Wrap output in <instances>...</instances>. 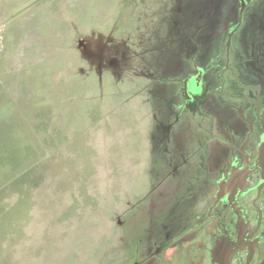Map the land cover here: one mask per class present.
<instances>
[{"label":"rangeland","instance_id":"rangeland-1","mask_svg":"<svg viewBox=\"0 0 264 264\" xmlns=\"http://www.w3.org/2000/svg\"><path fill=\"white\" fill-rule=\"evenodd\" d=\"M3 1L0 264H131L135 229L212 179L221 83L264 78V0Z\"/></svg>","mask_w":264,"mask_h":264},{"label":"flooded vegetation","instance_id":"flooded-vegetation-1","mask_svg":"<svg viewBox=\"0 0 264 264\" xmlns=\"http://www.w3.org/2000/svg\"><path fill=\"white\" fill-rule=\"evenodd\" d=\"M243 6L242 20L239 16L227 42L230 76V49L243 24ZM195 71L193 90L202 82L201 71ZM249 71L250 81L237 83L245 91L239 95L226 93L221 83L220 97L230 99L224 113L233 117L226 119L223 140L215 143L223 154L212 179L203 191L196 185L198 195L158 211L153 225L135 229L131 247L138 251L129 253L131 264H264V78L262 72ZM202 97L195 100L197 110Z\"/></svg>","mask_w":264,"mask_h":264},{"label":"crops","instance_id":"crops-1","mask_svg":"<svg viewBox=\"0 0 264 264\" xmlns=\"http://www.w3.org/2000/svg\"><path fill=\"white\" fill-rule=\"evenodd\" d=\"M25 1H27V0L16 1V4H17L18 2L21 3V2H25ZM32 1H33V0H28L26 3H28V2H29V3H32ZM3 3H4V1H3V0H0V4H3ZM5 3H6V5H8V2H5Z\"/></svg>","mask_w":264,"mask_h":264},{"label":"water","instance_id":"water-1","mask_svg":"<svg viewBox=\"0 0 264 264\" xmlns=\"http://www.w3.org/2000/svg\"><path fill=\"white\" fill-rule=\"evenodd\" d=\"M244 6H243V9H242V11H241V14H240V22H241V20H242V15H243V11H244ZM231 39V38H230Z\"/></svg>","mask_w":264,"mask_h":264}]
</instances>
